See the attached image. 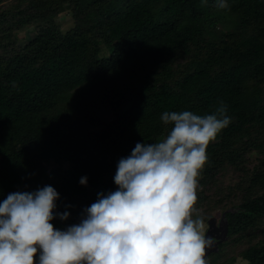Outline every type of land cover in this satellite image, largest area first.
<instances>
[{
  "label": "trees",
  "instance_id": "trees-1",
  "mask_svg": "<svg viewBox=\"0 0 264 264\" xmlns=\"http://www.w3.org/2000/svg\"><path fill=\"white\" fill-rule=\"evenodd\" d=\"M226 2L0 0V52L11 51L0 56V203L50 185L54 215L69 213L52 224L65 230L117 190L118 162L137 143L166 136L163 112L223 101L231 123L207 148L193 218L227 222L208 264H264V0ZM63 11L68 30L49 20ZM111 107L114 137L100 118ZM225 169L240 178L217 188Z\"/></svg>",
  "mask_w": 264,
  "mask_h": 264
},
{
  "label": "clouds",
  "instance_id": "clouds-1",
  "mask_svg": "<svg viewBox=\"0 0 264 264\" xmlns=\"http://www.w3.org/2000/svg\"><path fill=\"white\" fill-rule=\"evenodd\" d=\"M218 9H228L217 0ZM170 130L160 140L137 143L117 165V190L98 194L78 224L55 229L59 193L50 185L14 192L0 203V264H208L198 216V179L208 162L207 148L231 123L227 106L202 114L165 111ZM82 186L87 178L80 179Z\"/></svg>",
  "mask_w": 264,
  "mask_h": 264
},
{
  "label": "rangeland",
  "instance_id": "rangeland-1",
  "mask_svg": "<svg viewBox=\"0 0 264 264\" xmlns=\"http://www.w3.org/2000/svg\"><path fill=\"white\" fill-rule=\"evenodd\" d=\"M49 20H53V21H56L59 23L60 27L63 29V30H68L72 27V20L70 19V16L65 12H61L59 15H57L56 17H53ZM19 41L20 43L23 42V41H27L30 39V36L28 34L25 33H20L19 36ZM11 54V51L10 49L6 48V49H3L1 52H0V56H9ZM120 113V110L117 109V108H109L107 110H104L101 112L100 114V118L102 120V122L104 124L107 125L108 129H107V134L110 135L111 137H114L115 136V126L113 124V117L116 116L117 114ZM75 141L77 142H81L80 139H78L77 137L75 138ZM46 168L45 170V173L42 175V180H45L46 177H47V174H48V168L47 166H44ZM218 180H219V183L217 185V188H219V185L221 184V187H224L225 183H231L230 181H236L238 179L236 178H240V176L233 172V171H230V169H225L221 176H217ZM216 178V179H217ZM217 190L216 188H214V191ZM219 211L213 213V216L211 217H208V219L204 222L205 224V228H204V235L208 229V222L210 219H214L215 220V224L218 225L219 223V220L221 218L222 215H220L218 213ZM227 240V239H226ZM225 240V241H226ZM241 249L240 248H233V246L230 244V245H226V251L232 253V254H237ZM237 257V260H236V263L235 264H247L246 261L243 260V258H241L239 255H236Z\"/></svg>",
  "mask_w": 264,
  "mask_h": 264
},
{
  "label": "water",
  "instance_id": "water-1",
  "mask_svg": "<svg viewBox=\"0 0 264 264\" xmlns=\"http://www.w3.org/2000/svg\"><path fill=\"white\" fill-rule=\"evenodd\" d=\"M227 222L221 216L218 225L215 224L214 219H210L208 222V229L205 233V237H213L214 244L211 248L206 249L205 257L210 254L216 253L218 250V245L226 240L227 237Z\"/></svg>",
  "mask_w": 264,
  "mask_h": 264
}]
</instances>
